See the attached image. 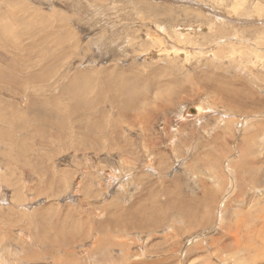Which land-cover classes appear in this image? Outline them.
<instances>
[{"label":"rangeland","instance_id":"rangeland-1","mask_svg":"<svg viewBox=\"0 0 264 264\" xmlns=\"http://www.w3.org/2000/svg\"><path fill=\"white\" fill-rule=\"evenodd\" d=\"M263 104L264 0H0V264H264ZM178 177L204 225L136 228Z\"/></svg>","mask_w":264,"mask_h":264},{"label":"bare ground","instance_id":"bare-ground-1","mask_svg":"<svg viewBox=\"0 0 264 264\" xmlns=\"http://www.w3.org/2000/svg\"><path fill=\"white\" fill-rule=\"evenodd\" d=\"M167 1V0H166ZM103 6V5H102ZM118 6V5H117ZM228 17V16H227ZM229 17H231V16H229ZM38 18V17H37ZM219 18V17H218ZM225 19H227V18H225ZM32 20V19H31ZM42 20V19H41ZM223 20V19H222ZM236 20V19H235ZM233 22V21H232ZM236 23V22H235ZM5 28V27H4ZM176 31V30H175ZM179 31V30H178ZM6 32V31H5ZM42 32V31H41ZM180 32V31H179ZM58 33V32H57ZM146 33V32H145ZM180 34V33H179ZM147 35V34H146ZM151 35V34H150ZM149 35V36H150ZM154 35V34H153ZM165 35V34H164ZM105 36V35H104ZM49 37H51V36H49ZM67 37V36H66ZM154 37H156V36H154ZM65 38V37H64ZM102 38H104V37H102ZM121 39V38H120ZM165 39V38H164ZM111 40V39H110ZM98 41V40H97ZM168 41V40H167ZM167 43V42H166ZM170 43V42H169ZM249 43V42H248ZM251 44H254V43H251ZM156 46V45H155ZM173 46V45H172ZM175 46V45H174ZM259 46V45H258ZM162 47H163V45H162ZM178 48V47H177ZM182 48V47H181ZM165 50V49H164ZM197 50V49H196ZM207 53V52H206ZM234 54V53H233ZM239 54V53H238ZM146 55V54H145ZM157 55V54H156ZM163 57V56H162ZM241 57V56H240ZM189 58V57H188ZM233 60V59H232ZM138 71V70H137ZM137 71H135V72H137ZM133 72V71H132ZM222 73V72H221ZM224 73V72H223ZM134 74V73H133ZM136 74V73H135ZM2 76V75H1ZM144 78V77H143ZM148 78V77H147ZM217 78V77H216ZM142 79V78H141ZM144 79H146V78H144ZM95 80V79H94ZM125 81V80H124ZM217 81H219V80H215L213 83H212V85H211V87H209V89L210 90H213L214 92H215V94H217L218 96L220 95V96H222V99L229 105V107H231L232 108V106H236V107H239V108H244V107H242V106H248V102H250V103H258V101L260 102V99L258 98V97H256L255 95H253L250 91H247V90H238V89H236V86H235V89L233 90V89H228V87H226L227 85H223V84H220V82L218 83ZM163 82V81H162ZM143 83V82H142ZM155 83V82H154ZM153 83V85L151 84V87L153 86V87H156L157 85H160V84H156V86H154L155 84ZM157 83V82H156ZM161 83V82H160ZM167 83V82H166ZM170 83V82H169ZM228 83V82H227ZM231 83V82H230ZM164 84V83H163ZM210 84V83H209ZM238 84V83H237ZM237 84H235V85H237ZM78 85V84H77ZM167 85H168V83H167ZM167 85H166V87H167ZM222 85V86H221ZM123 86V85H122ZM161 86H163L162 84H161ZM224 86V87H223ZM241 86V85H240ZM258 86V85H257ZM82 87V86H81ZM159 87V86H158ZM231 87V86H230ZM233 87V86H232ZM231 87V88H232ZM97 89V88H96ZM222 91H221V90ZM123 90V89H122ZM263 90V89H262ZM95 91V90H94ZM168 91V90H167ZM123 92V91H122ZM255 92V91H254ZM94 93V92H93ZM123 94H124V92H123ZM110 95V94H109ZM217 96V97H218ZM39 98V97H38ZM148 98H150V97H145V99H148ZM221 98V97H220ZM261 98V97H260ZM116 100H114V101H110L109 99V101H107V100H103L101 103H100V106H102V107H106L107 109H108V107H111L112 106V104L115 102V101H117L116 103H114L113 104V106H112V108L113 107H115V106H119L118 108H117V110H119V108L123 111V112H125L124 111V109L122 108V105L124 104V101L123 100H118V98H115ZM151 99V98H150ZM36 100V99H35ZM102 99H99V101H98V103H97V106H98V104H99V102L101 101ZM221 100V99H220ZM42 102V101H41ZM40 102V103H41ZM37 103V102H36ZM39 103V102H38ZM44 103V102H43ZM155 103V102H154ZM125 104H126V102H125ZM141 104V103H140ZM259 104V103H258ZM87 105V104H86ZM130 105V104H129ZM128 105V106H129ZM139 104H135L134 105V110L136 109V108H138L139 106H138ZM194 105V104H193ZM264 105V104H263ZM190 106V105H189ZM76 107V106H75ZM130 107V106H129ZM164 107V106H163ZM254 107V106H253ZM218 108V107H217ZM70 109V108H69ZM142 109H143V107H142ZM223 109V108H222ZM80 110V109H79ZM90 110H91V108H90ZM94 110V109H93ZM102 111H103V113H105L106 112V110L104 111V109H101ZM147 110V109H146ZM149 110V109H148ZM82 111V110H81ZM88 111V110H87ZM99 111V110H98ZM201 111V110H200ZM187 112L189 113V112H191V111H189L188 109H187ZM148 113V115H149V112H147ZM193 113H197L198 114V109L195 107L194 108V112ZM222 113V112H221ZM143 114L144 113H141L140 111L139 112H137V114L135 115V118L136 119H140L141 118V116H143ZM214 114H216V113H214ZM144 115H146V113L144 114ZM184 115V114H183ZM209 115V114H208ZM128 116V115H127ZM194 116V115H193ZM20 117V116H19ZM124 117H126V116H124ZM184 117V116H183ZM244 117V116H243ZM35 119V118H34ZM143 119H146V116L143 118ZM247 119V118H246ZM105 120V119H104ZM223 120V119H222ZM131 121V120H130ZM203 121V120H202ZM124 124V123H123ZM144 124L145 123H143V126H144ZM119 127V126H118ZM201 127V126H200ZM123 128V127H122ZM207 131V130H206ZM215 133V132H214ZM263 134V133H262ZM261 137V136H260ZM249 140V139H248ZM229 142V141H228ZM264 145V144H263ZM247 146V145H246ZM229 148V147H228ZM17 149V148H16ZM246 150V149H245ZM263 151V150H262ZM247 152V151H246ZM123 156V155H122ZM262 157H263V155H262ZM223 158V157H222ZM230 158V157H229ZM264 158V157H263ZM250 160V159H249ZM226 165V164H225ZM261 165V164H260ZM264 167V166H263ZM255 169H257V168H255ZM232 170V169H231ZM230 174V173H229ZM261 174V173H260ZM259 174V175H260ZM231 175V174H230ZM228 176V175H227ZM258 176V175H257ZM181 177V176H180ZM180 177H178V178H176L175 180H173V181H169V180H166V179H163L162 180V185H163V187H162V191L166 194V204H164V205H161L160 204V206H158V208L156 209V213H153V214H155V215H157V216H155V217H153V219L151 218V219H149V222L150 223H145V222H143V223H139V225H136L135 227L136 228H139V229H144V228H156V227H158L159 228V226H160V222H161V220H163L162 219V217H164L165 215H162L161 213H163L164 211H169L170 212V214L173 216V217H178V216H181V217H183V218H185L186 219V222L187 223H191V220L190 219H192V218H194L195 216H199V218L202 220V222H203V225H204V211L202 212L201 211V207H202V205H203V202L202 203H200V202H194V199H192L191 197L190 198H187V196H185V195H181V193H180V190L181 189H183V187H182V183L180 182V180H179V178ZM229 177V176H228ZM145 178V179H144ZM258 178V177H257ZM264 178V177H263ZM138 180H140V182H138V185H139V187L141 188V194H142V192H144V194H142L140 197H141V199H142V203H140V205L139 206H137L136 208L137 209H134L133 211H131L130 212V214H131V216L133 217V216H136V217H139V215L138 214H140L141 215V213L140 212H142V211H152V207H149V205H148V201L149 200H153L152 199V197L149 195L150 193H152V192H154L156 189L157 190H160V189H158V180H153L151 177H142V176H140L139 178H138ZM263 180V179H262ZM262 180H260V181H262ZM123 181V180H122ZM188 181V180H187ZM256 181V180H255ZM257 181H259V178H258V180ZM122 183V182H121ZM161 186V185H160ZM176 187V189L175 190H173V189H171V187ZM106 189V188H105ZM259 190V189H258ZM241 191V190H240ZM263 192V191H262ZM156 193V192H155ZM259 194V193H258ZM139 196V195H138ZM154 196V195H153ZM205 198L206 197H204L202 200H204L205 201ZM140 200V199H139ZM201 200V201H202ZM206 200H207V198H206ZM138 201V200H137ZM139 202V201H138ZM154 202V201H153ZM137 203V202H136ZM162 203V202H161ZM139 204V203H138ZM137 204V205H138ZM133 208V207H132ZM131 208V209H132ZM249 210H250V208H249ZM158 211V212H157ZM136 212V213H135ZM118 214V213H117ZM144 214V213H143ZM146 214V213H145ZM150 216H153V215H150ZM218 216V213H217V209H216V211H215V217H217ZM124 217H125V215H124ZM165 218V217H164ZM196 218H198V217H196ZM220 218V217H219ZM261 218V217H260ZM117 219V215L116 214H114V215H110V216H108V218L106 219V221H107V223L109 222V223H112V224H114ZM169 219V218H168ZM175 219V218H174ZM152 220V221H151ZM166 220H167V218H166ZM170 220V219H169ZM176 220H177V218H176ZM129 221V220H128ZM136 221H138L137 219H136ZM178 221V220H177ZM195 221H196V219H195ZM124 222V221H123ZM106 223V222H105ZM117 223H119L121 226H127L128 228H132L131 227V225L130 224H126L127 222H124V223H121V222H116V224ZM177 223V222H176ZM176 223H174L173 225H172V227H170V229H173L174 231H178V228H177V225H176ZM179 223V222H178ZM201 223V222H200ZM239 223H240V221H239ZM180 224H182V223H180ZM130 225V226H129ZM195 225V224H194ZM253 225V224H252ZM197 226H202V224H199V225H197ZM204 227V226H203ZM157 228V229H158ZM205 228V227H204ZM240 228V227H239ZM252 229V228H251ZM194 230V229H193ZM200 230V229H199ZM260 230V229H259ZM171 231V230H170ZM198 231V230H197ZM165 232V231H164ZM259 232V231H258ZM179 233H180V231H179ZM234 233H236V231L234 232ZM182 234V233H181ZM180 234V235H181ZM263 234V233H262ZM198 235V234H197ZM184 236V235H183ZM236 236V235H235ZM262 236V235H261ZM221 238V237H220ZM194 239V238H193ZM262 239V238H261ZM184 240V239H183ZM189 240V239H188ZM216 239L215 238H212V241L211 242H213V241H215ZM217 241V240H216ZM219 241V240H218ZM180 243V242H179ZM182 243V242H181ZM117 244V243H116ZM119 244V243H118ZM168 245V244H167ZM178 245V244H177ZM159 246H162V245H160L159 244ZM200 247H202V246H200ZM224 247V246H223ZM111 248V247H110ZM199 248V247H198ZM203 248H204V246H203ZM222 248V247H221ZM193 249V248H192ZM206 249V248H205ZM164 251H163V253H170L171 251H170V249L169 248H166V249H163ZM172 250H174V249H172ZM183 250V249H182ZM191 250V249H190ZM219 250V249H218ZM152 252V251H151ZM155 252V251H154ZM193 251H191L190 253H192ZM173 253V252H172ZM161 255V254H160ZM162 255H164V254H162ZM172 255V254H171ZM158 256V255H157ZM97 257V256H96ZM164 257V256H163ZM160 259V258H159ZM168 258H165V259H163V260H159V261H155V262H152V263H146V262H134L133 264H162L165 260H167ZM157 260V259H156ZM227 260V258L225 259V261ZM179 263V262H178ZM244 264L245 263H247L246 261H244L243 262ZM132 264V263H131ZM253 264H262V262L259 260V258L258 259H255L254 261H253Z\"/></svg>","mask_w":264,"mask_h":264},{"label":"water","instance_id":"water-1","mask_svg":"<svg viewBox=\"0 0 264 264\" xmlns=\"http://www.w3.org/2000/svg\"><path fill=\"white\" fill-rule=\"evenodd\" d=\"M189 111L194 112V108H190Z\"/></svg>","mask_w":264,"mask_h":264}]
</instances>
